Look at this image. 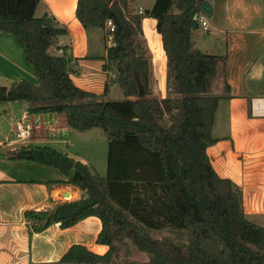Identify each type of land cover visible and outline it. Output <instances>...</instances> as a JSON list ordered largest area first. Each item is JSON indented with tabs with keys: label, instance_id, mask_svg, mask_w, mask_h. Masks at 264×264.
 <instances>
[{
	"label": "trees",
	"instance_id": "16d2710c",
	"mask_svg": "<svg viewBox=\"0 0 264 264\" xmlns=\"http://www.w3.org/2000/svg\"><path fill=\"white\" fill-rule=\"evenodd\" d=\"M39 1L0 0V33L15 39L37 76V82L0 84V102H27L35 114L63 113L68 127L80 132L98 128L108 143L104 176L46 145L5 152L8 159L58 169L66 183L86 193L46 210L26 211L30 232L55 223L70 227L89 216L101 222L96 242L108 246L105 253L73 244L52 264H113L119 235L151 256L147 263L121 264H264V227L247 219L240 188L216 173L206 153L215 141L211 131L219 100L209 94L210 79L218 63L224 65V56L193 46L191 22L204 0H155L142 13L131 7L133 0H77L81 25L104 28L102 67L108 76L102 95L115 82L126 97L118 101L97 100L95 93L73 83L70 73L76 64L67 47L58 45V37L68 30L46 13L35 16ZM145 16L156 19L166 58V96L161 98L152 96ZM108 19L115 25L112 46L107 44ZM124 32L126 44L120 39ZM127 50H132L131 59ZM165 227L184 230L186 242L150 236V230Z\"/></svg>",
	"mask_w": 264,
	"mask_h": 264
},
{
	"label": "crops",
	"instance_id": "0c3cea01",
	"mask_svg": "<svg viewBox=\"0 0 264 264\" xmlns=\"http://www.w3.org/2000/svg\"><path fill=\"white\" fill-rule=\"evenodd\" d=\"M154 1L133 0L131 7L144 11ZM208 1L211 11L208 14L201 11L208 29L202 30L198 25L192 30L193 46L205 53L224 56V65L221 62L217 65L216 73L221 70L220 86L211 94L219 100L211 131L215 141L206 148V153L216 173L231 179L240 188L247 219L264 227V115L254 116L251 112L253 99L263 98L264 105V0ZM76 4L77 0H40L34 14L39 17L46 13L59 25L66 26L68 33L58 37V45L67 47L66 52L76 64L70 78L76 86L103 100L108 76L102 67V57L106 54L102 41L104 28H84L76 18ZM142 31L151 56L152 96L165 97L166 58L156 31V19L145 16ZM109 76L113 78L114 71ZM16 80L37 82V76L15 39L0 33V83L9 85ZM115 85L111 83L104 99ZM28 107L16 108L21 113H7L12 116L11 130L19 120L28 125L26 139H11L0 127V264H52L73 244H82L98 254L105 253L108 246L96 242L101 222L95 216L66 228L55 223L39 232L29 231L26 211L46 210L64 202L65 192L74 196L71 200L85 197L86 193L66 183L67 177L58 169L8 159L5 152L22 145H46L92 165L82 153L68 151L73 140L63 113L35 114ZM3 114L0 112V118Z\"/></svg>",
	"mask_w": 264,
	"mask_h": 264
},
{
	"label": "rangeland",
	"instance_id": "374dc122",
	"mask_svg": "<svg viewBox=\"0 0 264 264\" xmlns=\"http://www.w3.org/2000/svg\"><path fill=\"white\" fill-rule=\"evenodd\" d=\"M208 14V13H207ZM206 14V15H207ZM200 31V30H199ZM105 43V40L102 39ZM156 56V54H155ZM221 70L219 68L218 72L210 79L211 91L210 95L216 92V88L220 86ZM1 84V83H0ZM110 101H118L125 99L118 85H115L112 89L111 93L107 96V99ZM29 105L25 102H0V112L4 113L0 118V127L5 131L7 135H10V138L16 139L15 130H11L12 124V116H9L8 112L21 113L16 110V108L24 107ZM8 109V111L6 110ZM7 111V112H6ZM11 113V115H13ZM14 125V122H13ZM70 133L72 134L70 137L73 140L72 146L68 148L70 153L79 152L87 157L90 161V164L95 169V172L104 176L107 173V153H108V143L105 134L98 128H94L88 131L80 132L73 129H70ZM70 138V139H71ZM20 141V140H19ZM70 198L63 197L64 201L71 200ZM149 234L151 237L157 240H161L163 238H169L173 242L177 244H184L186 242V233L182 229H176L171 227H166L160 230H150ZM116 246V259L113 264H121L125 261H131L136 263H147L151 256L146 253L139 251L130 240H128L124 235H119L115 240Z\"/></svg>",
	"mask_w": 264,
	"mask_h": 264
},
{
	"label": "built area",
	"instance_id": "2783aa9c",
	"mask_svg": "<svg viewBox=\"0 0 264 264\" xmlns=\"http://www.w3.org/2000/svg\"><path fill=\"white\" fill-rule=\"evenodd\" d=\"M138 13H142V9L138 8ZM195 19L198 25L202 28V30H207V21L204 16L200 13L195 16ZM105 28L107 30V44L112 46L114 45V32H115V25L112 20L108 19L105 22ZM251 112L254 116H263L264 115V105H263V98H256L252 100L251 105ZM15 136L18 140H24L28 137V125L24 123L23 120H19L14 125ZM65 198H70L65 197Z\"/></svg>",
	"mask_w": 264,
	"mask_h": 264
},
{
	"label": "water",
	"instance_id": "95a60500",
	"mask_svg": "<svg viewBox=\"0 0 264 264\" xmlns=\"http://www.w3.org/2000/svg\"><path fill=\"white\" fill-rule=\"evenodd\" d=\"M106 1L107 2H110L111 0H106ZM211 9L212 8L210 6L209 1L208 0H204L202 2V4H201V11L203 13H209L211 11ZM196 28H198V23H197V21H196V19L194 17V19L191 22V29L192 30H195ZM120 39H121V42L123 44H126L129 41L128 33L127 32H124L121 35ZM126 54H127V56H128L129 59H131L133 57L132 50H127ZM139 96L140 97L144 96L143 90H142V88L140 86H139ZM64 196H66V197H69L70 196V197H72V199L74 198V196H71V194L69 192H65Z\"/></svg>",
	"mask_w": 264,
	"mask_h": 264
}]
</instances>
